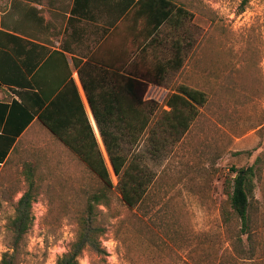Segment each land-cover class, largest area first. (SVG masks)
<instances>
[{"label":"rangeland","instance_id":"rangeland-1","mask_svg":"<svg viewBox=\"0 0 264 264\" xmlns=\"http://www.w3.org/2000/svg\"><path fill=\"white\" fill-rule=\"evenodd\" d=\"M173 1L193 14L187 25L194 45L184 67L167 75L165 87L174 91L183 84L200 90L207 103L170 152L146 160L156 175L140 206L133 211L120 202L111 210L100 207L106 261L85 250L80 264H245L232 252L221 205L230 169L256 160L262 167L253 199L258 252L249 264H264V0ZM174 39L171 34L161 47L136 51L133 74L158 77L155 65L172 59ZM150 58L151 68L143 72L147 66L139 62ZM52 145L42 147L38 159L43 178L32 207L33 226L17 250V264H56L76 239L84 192L100 187L69 151ZM139 150H146L145 142ZM20 170L13 171L18 176L10 181L0 179V264L2 255L12 251L9 222L28 189ZM113 180L117 184L114 175Z\"/></svg>","mask_w":264,"mask_h":264},{"label":"trees","instance_id":"trees-1","mask_svg":"<svg viewBox=\"0 0 264 264\" xmlns=\"http://www.w3.org/2000/svg\"><path fill=\"white\" fill-rule=\"evenodd\" d=\"M127 1V9L131 7L134 14L141 8L153 9L151 15L147 14L145 25L146 29L149 28L151 42L158 39V47H161L165 45L161 44V39L168 36L170 41V35L174 34V51L172 59L155 65L158 77L138 78L131 70L132 63L128 64L126 76L112 74L103 83L101 80L90 81L83 77L87 66L83 68L84 71L80 70L81 83L110 167L72 80V93L65 88L55 97L52 95L43 101L35 91L37 83L34 78L19 84L24 89L17 91L21 102H13L10 111L8 105L0 103L1 120L9 114L6 126L0 133V179L10 181L17 177L18 173L14 176L13 171L20 167L28 184V189L19 199L15 215L9 222L12 251L2 255L1 264H17V250L33 226L32 207L39 191L38 183L43 178L42 167L37 158L15 160L10 154L14 152L16 139L36 117L59 141L60 147L69 151L100 182L96 191L84 192L85 203L78 217L76 239L56 264H80L79 258L85 250L105 262L108 254L101 242L105 229L99 221L100 207L111 210L116 202H120L133 211L140 206L148 197L156 175L146 160L153 156L162 157L170 152L190 130L199 115V108L207 103L206 93L183 84L170 92L166 101L169 110H164L154 102L144 101L148 83L166 86L167 75L177 73L184 67L187 50L194 45L193 31L187 25L193 20V14L173 0ZM130 16L129 12L126 18L129 20ZM167 28L169 32H166ZM144 41L146 39L140 41L136 38L135 44L128 47V61H134V56L138 53L136 51L144 53L147 50L141 46ZM8 83L11 82L0 78V85ZM25 95L30 96L32 104L26 101ZM13 119L16 124L12 123ZM142 142L146 144L143 153L139 150ZM4 163L6 170L5 167L1 168ZM257 163L258 160L251 166L230 169L231 177L224 184L226 199L221 205L222 224L232 240V252L245 264L254 262L258 252L257 209L253 199L256 180L261 177L262 167ZM10 165L12 167L8 169ZM113 175L117 184L114 183Z\"/></svg>","mask_w":264,"mask_h":264},{"label":"crops","instance_id":"crops-1","mask_svg":"<svg viewBox=\"0 0 264 264\" xmlns=\"http://www.w3.org/2000/svg\"><path fill=\"white\" fill-rule=\"evenodd\" d=\"M127 5V0H0V78L11 82L0 85V103L8 105L10 111L13 102H21L17 91L24 89L19 84L34 78L35 91L43 101L46 97H55L65 88L72 93V80L104 151L81 83L80 70L87 66L83 77L102 83L112 74L126 76L128 64L133 62L127 59V48L135 44L136 38L146 39L142 48L159 45L158 39L151 42L149 28H145L146 16L151 15L153 9L141 8L134 14ZM129 12L132 16L128 20ZM167 41L168 36L161 39V44ZM139 63L147 66L143 67V72L152 65L151 58ZM34 66L37 67L31 72ZM135 76L142 78L145 75ZM24 97L32 104L30 96ZM8 117L2 121L0 116V133ZM12 123H15L14 119ZM54 143L59 141L36 117L16 139L10 156L15 160L42 159V147L45 149ZM4 167L6 170L5 163L1 165ZM10 167L12 165L8 169Z\"/></svg>","mask_w":264,"mask_h":264},{"label":"built area","instance_id":"built-area-1","mask_svg":"<svg viewBox=\"0 0 264 264\" xmlns=\"http://www.w3.org/2000/svg\"><path fill=\"white\" fill-rule=\"evenodd\" d=\"M170 92L171 90L165 86L148 83L143 98L146 102H154L159 106H162L164 110H169L166 101Z\"/></svg>","mask_w":264,"mask_h":264}]
</instances>
